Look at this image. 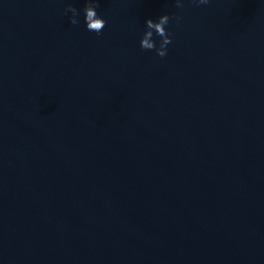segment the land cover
Segmentation results:
<instances>
[{
    "label": "water",
    "instance_id": "water-1",
    "mask_svg": "<svg viewBox=\"0 0 264 264\" xmlns=\"http://www.w3.org/2000/svg\"><path fill=\"white\" fill-rule=\"evenodd\" d=\"M183 3L0 0V264H264V0Z\"/></svg>",
    "mask_w": 264,
    "mask_h": 264
},
{
    "label": "clouds",
    "instance_id": "clouds-1",
    "mask_svg": "<svg viewBox=\"0 0 264 264\" xmlns=\"http://www.w3.org/2000/svg\"><path fill=\"white\" fill-rule=\"evenodd\" d=\"M210 0H191V3L199 5H207ZM98 0H85L83 13L86 24V29L90 32L97 34L101 33L106 26V20L100 17L97 13ZM177 8H184L183 0H175ZM70 12L72 15L69 18L72 25L79 23L77 17L80 11L69 3L65 9V13ZM170 19L179 21L181 17L173 13L171 16L168 14L160 15L156 21L149 18L145 21L146 30L140 40V47L144 50H155L156 55L163 58L167 55V46L172 43V33H170L166 26L169 24ZM154 33L160 37L159 47L156 46V41L153 39Z\"/></svg>",
    "mask_w": 264,
    "mask_h": 264
}]
</instances>
